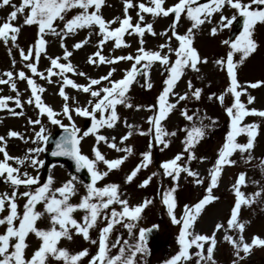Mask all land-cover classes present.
Segmentation results:
<instances>
[{
	"label": "snow or ice",
	"instance_id": "snow-or-ice-1",
	"mask_svg": "<svg viewBox=\"0 0 264 264\" xmlns=\"http://www.w3.org/2000/svg\"><path fill=\"white\" fill-rule=\"evenodd\" d=\"M105 0H20L19 7L11 3V0H0V7L10 6L12 11L8 13L2 23H0V41L5 43L11 41L15 46L19 27L14 26V21L18 15H24V25H36L38 28L37 39L27 51L20 50L19 55L22 61L27 62L25 67L36 77L46 80L49 84L53 76L63 77L59 84V96L63 99L64 105L62 112H55L51 107L46 106L40 93L45 89L35 84L32 78L25 75L24 72L16 74L17 78L27 82V87L31 91V98L24 103L32 104L39 110V113L45 115L47 120L52 124L60 127L63 135L54 141V148L51 151L53 157H66L74 163L77 173L86 170L90 182L84 185L85 194L80 196L78 203H71V198L77 194L76 184L79 182L75 175L59 186L54 187V179L48 176L46 180L41 182L39 175H29L27 171H21L20 167H13L9 161H15L17 165H24L26 162L28 167L39 168L44 165L43 160L36 157L45 151L44 144L48 142L49 136L46 135V129L40 127L35 132V139L32 141L38 146L28 150L24 158L11 157L7 154L4 146V138L0 137V182L7 184L11 189V194L0 193V213H6L0 217V226L3 231L0 232V264H83V258L89 256L88 249L80 250L76 253H70L66 248L58 247L61 239L72 241L73 235L81 236L82 239L90 244L97 245L94 255H91L88 264H139L137 257H143L147 253L148 235L157 228L153 225L151 229L140 228L135 239V243L130 244L129 241L120 243L119 237L116 242L110 246L108 244V234L112 231L114 224L123 223V227L128 229L129 235H132V229L135 222L142 219L143 210L151 204V200H144L142 203L130 206L128 201L120 198L119 185L114 183L106 184L103 187H97V182L106 177L112 170L118 169L127 155L132 154L131 147L119 148L116 143L109 142L108 139L99 134L101 128L112 129L119 121L116 111L117 105L131 108L133 105L128 102L126 93L129 91L130 85L133 84L137 75L144 77L142 87L150 89L152 84L148 80V68L154 62H158L167 73V78L163 80V89L157 97L156 104L147 106L146 110L153 111V115L147 118L149 125V133L139 132V135H152L149 142V150L153 144L161 146V150L169 147V137L175 136L176 132H169L165 129L163 121H165L171 111L176 107L174 103L169 102L171 96L176 97L177 103L185 101L189 98V93L194 99H199L201 95L200 88H193L191 81L187 83L188 91L185 94L174 93V87L186 70L199 72V64L207 63L202 59L197 50L192 46L194 32L198 31L205 23H211L214 14L218 15L216 26L209 29V35L216 36L218 32L229 29L233 26L238 18L242 19V29L232 39H222L220 43L226 46L227 51L223 57L214 61L215 65L220 66L226 71L228 79V87L224 93L216 96L215 99L223 103L225 95L230 94L231 104L225 108V112L229 119L228 131L224 137V142L217 152L214 164L208 171V186L205 189V195L194 205L183 208L182 215L177 218L174 215V209L177 207L174 193L177 190V182L183 173L187 177L193 178V183L201 184L203 179L198 177V173L191 170L187 163H178L182 160L191 162L197 157L194 155L193 149L207 135L211 125L205 124L203 121L207 117L189 115L186 109H181L180 113L184 120L191 122L190 127L179 129L185 133L184 139L181 141L183 145V155L177 154L172 159L160 163L159 167L163 170V176L170 178L171 187H166L162 192V204L167 210V215L173 225H179V233L176 237V243L179 246L178 252L164 264H187L192 261L195 255V264H216L214 259V250L217 244L216 231L223 228V225L217 223L212 235L206 236L196 234L192 229L197 218L201 214L203 208L210 202L217 199L213 196L212 190L218 186L222 170L225 166H233L236 161L231 157L234 153H239L244 163L250 162L253 158L251 152L254 148V140L257 136L258 125L243 124L245 117H259L264 120V110H256L248 108L241 101V96H247V105L254 102V97L247 94L245 88L256 89L264 85V81L248 83L242 86L238 83L236 69L250 55H252L258 45L253 39V33L257 24L264 25V0H207V3H199V0H177V2L168 7H164L165 0H148L145 3H134L133 0H123V18L105 21L100 14ZM130 8H136L137 20L132 22L128 15ZM27 9L26 15L25 10ZM234 10V13L225 16L223 10ZM70 12H75L70 18H66ZM149 14L154 18L169 17L171 14L173 20L171 26L165 32H161V36L168 35L169 39L174 38L177 46L172 48L168 43L159 45V49L167 48L168 52L161 54V51L145 50L142 37L148 35H156L151 23H145L144 15ZM182 14L191 22L190 27L184 34H178L176 31L177 23ZM62 24L61 32L57 33L54 24ZM113 23L119 26L110 28ZM95 27L98 29L94 34L99 38L96 43L97 51L89 56L87 63L93 64H109L113 65L119 61H131V68L124 72L119 80L110 79L115 69L109 70L107 75L101 76L99 79H88L85 85H79L69 79L65 73H73L74 75L84 76L83 72L77 73L69 63V57L72 55L67 49L63 52V60L60 58H51L50 66L46 69V75L37 70L33 60H38L41 53L45 52L46 41L43 39L44 34L57 35L63 41L64 36L75 34L79 29H90ZM135 35L139 37V47L135 56H117L114 58H106L101 54L100 48L108 41L114 42L115 48L128 47L124 43L122 37L125 34ZM89 41L86 36L82 41L75 43L72 47L80 49ZM64 48V44H60ZM238 55V60H234V56ZM174 57V59L172 58ZM15 61H13V64ZM139 66V67H138ZM141 68L143 71H141ZM4 77L8 79H0V84L9 85L13 92H16L15 83H11L13 74L4 72ZM106 81L107 84L102 85ZM68 86L83 93L88 94L92 99L87 101L84 107L70 108L68 105L69 97L65 94L64 87ZM93 86H100L94 88ZM11 97H0V108L6 107L7 101ZM212 99V97H209ZM17 108H21L19 93L14 101ZM140 110V106H137ZM9 112L12 109H8ZM85 118L90 121V126L86 130L77 128L72 122L70 113ZM14 115H22L23 112L13 113ZM97 114L98 117L97 118ZM63 116L68 119V125L61 123L57 117ZM28 123L39 125V117L35 120H29ZM131 129L132 125H126ZM128 134L120 138V143L126 141L131 135ZM8 137H19V134L13 131L8 132ZM95 138L96 144L105 142L107 147L116 151L124 152L126 155L121 158L108 160L93 145L91 152L92 157L89 158L81 151V141L89 136ZM241 135L246 137L245 143L237 142V137ZM113 140L115 138L113 137ZM248 153L247 159L244 154ZM141 163L125 177V183H129L137 176L142 168H147L151 163L150 151L141 154ZM201 162L203 158H199ZM98 163L105 166L104 171H100L97 167ZM261 172L264 173V159L259 162ZM153 173L152 176H156ZM149 176L142 181L138 187H145L152 179ZM256 183V182H253ZM246 186L245 173L241 172L237 175L233 184L234 204L230 209V216L227 219V230L236 232L238 235L234 239L231 235H225L224 241L233 249L235 259L232 264H238L247 257L254 247H264V238L252 236L250 242H245L242 233L245 230V223L238 220V215L242 206L248 207L257 198L264 193V187L260 191H254L250 195H245L240 189ZM23 187V192L17 190ZM23 199L22 211H18L17 200ZM120 205V211L112 209L110 215L104 214V210L110 209V206ZM37 205L41 206V210H37ZM82 212L83 215L78 222L74 218V213ZM46 219L47 228H38L37 222ZM99 220H105L106 226L99 229L97 240H91L89 230L97 226ZM127 221V222H124ZM33 236L37 241L35 247L30 254L27 249L30 245L27 242L29 236ZM206 246V247H205ZM196 249L194 253H190V249ZM112 249H118L116 254H110ZM241 253L243 255H241Z\"/></svg>",
	"mask_w": 264,
	"mask_h": 264
},
{
	"label": "rangeland",
	"instance_id": "rangeland-1",
	"mask_svg": "<svg viewBox=\"0 0 264 264\" xmlns=\"http://www.w3.org/2000/svg\"><path fill=\"white\" fill-rule=\"evenodd\" d=\"M134 3H145L147 6L148 0H133ZM177 0H165L164 7L172 6ZM12 4L19 7L20 0H11ZM199 3H207L199 0ZM12 11L10 6L0 7V23L4 21L8 13ZM138 9L130 8L128 15L131 17L132 22L137 20L136 12ZM27 9L25 10L26 15ZM234 13V10L225 9L223 14L229 16ZM75 12H70L66 18H70ZM105 21L113 20L117 18H123V0H105L104 6L100 10ZM145 23H151L156 35H148L147 33L142 37L145 50L161 51V54L168 52L167 48L159 49V45L168 43L172 48L177 46V42L174 38L169 39L171 35L161 36V32H165L171 26L173 16L154 18L149 14H143ZM24 15H18V18L13 22L14 26L19 27L17 34V40L15 46L11 41L5 43L0 41V79H8L3 76L4 72H10L13 74L11 83H15L16 92H13L9 85L0 84V97H11L7 101L6 107L0 108V137L4 139L8 138V132L13 131L19 134V137H10L8 142H4L5 150L11 157L24 158L29 149L35 148L38 145L32 141L35 139V132L44 127L46 129V135L49 131H55L59 127L52 125L45 115L39 113V110L34 106V103H24L31 98V91L27 87V82L19 80L16 76L19 72H24L26 76L33 79L35 84L43 87L45 91L40 93L41 99L46 106L51 107L55 112H62L64 105L63 99L59 96V84L63 77L53 76L50 79L52 83L49 84L46 80L34 76L26 67L27 62L20 59L19 51L25 50L32 46L37 39L38 28L36 25H24ZM218 15L214 14L211 23H205L198 31L194 32L192 46L197 50L199 56L205 59L207 63L199 64V72H193L186 70L185 74L177 82L174 87V93L185 94L188 91L187 83L191 81L193 88H200V98L194 99L189 93V98L185 101L177 103L176 97L171 96L169 98L170 103H174L176 107L171 111L168 118L163 121L165 129L169 132H176L175 136L169 137V147L161 150V146L153 144L149 150V142L152 139V135H139V132L149 133V125L147 118L153 115V111L146 110L147 106L155 105L157 97L163 89V80L167 78V73L164 68L158 63L154 62L151 67L148 68V80L152 84L150 89L142 87L144 84V77L137 75L135 81L130 85L129 91L126 93L128 102L133 107L128 108L123 105H117L116 111L119 116V121L112 128H101L99 134L105 136L109 142L116 143L117 147L125 148L131 147L132 154L127 155V158L121 164L118 169L112 170L102 180L97 182V187H103L106 184L114 183L119 185V194L121 199L128 201L130 206H135L142 203L144 200H151L149 204L142 212V219L135 222V227L132 229V235H129L128 229L123 227V223L114 224L112 231L108 234L109 246L116 242L119 237L120 243L127 240L130 244L135 243L138 230L145 228L153 224L158 225L159 238L161 239V247L158 250H154L152 245L147 242V253L143 257H137L139 264H164V262L175 255L179 246L176 243V237L179 233V225H173L170 222V218L167 215V210L162 204V192L166 187H171L170 178L163 176V170L160 169V163L172 159L177 154H182L183 145L181 141L184 139L185 133L179 131V129L190 127L191 122L184 120L181 116L180 110L186 109L189 115L207 117L203 122L210 124L211 121H215L214 125H211L207 135L196 145L193 149L194 155L197 159L188 162L182 160L178 163H187L188 167L198 173V177L203 179V183H193L192 177H187L185 174H181L177 182V190L174 193L177 207L174 209V215L179 218L183 213L185 205L191 206L197 203L204 195L205 189L208 186V171L214 164L217 156V152L224 142V137L228 131L229 119L225 112V108L231 104L230 94H226L223 103L215 99L216 96L224 93V90L228 87V79L226 71L222 70L220 66L215 65L214 61L223 57L227 51L226 46L222 45L220 41L222 39H228L232 27L225 29L222 32H218L216 36L209 35V29L216 26ZM191 22L188 21L182 14L180 20L177 23L176 31L178 34H184L190 27ZM57 33L61 32L62 24H54ZM117 23L111 24L110 28L118 27ZM98 29L92 27L90 29H79L75 34L64 36L63 41L57 35L44 34L43 39L46 41L45 52L41 53L38 60H33L36 64L37 70L46 75V69L50 66L51 58H60L61 63H65L63 60V52L65 49L70 51L72 55L69 57V63L72 64L77 73L83 72L85 75H74L73 73H65L69 79L79 85L87 84L88 79H99L101 76L107 75L109 70L115 69L110 79L119 80L123 77L124 72L131 68V61H119L116 64H93L87 63L89 56H92L98 49L96 43L100 37L94 33ZM86 36L89 37L88 43L80 49H74L72 46L82 41ZM125 44L128 47L115 48L113 41H108L100 48L101 54L106 58H114L117 56H135L139 45V37L135 35H128L127 33L122 37ZM253 39L257 43L258 47L256 51L250 55L242 64H239L236 73L238 83L242 86L248 83L257 81H264V25L257 24L254 29ZM64 44V48L60 47V44ZM174 59V57H172ZM234 60H238V55L234 56ZM13 61L15 63L13 64ZM139 67V66H138ZM141 71L143 69L141 68ZM107 84L106 81L102 82V85ZM94 88L100 86H93ZM65 94L69 97L68 105L73 107H84L87 105V101L92 99L88 94L73 89L71 87H64ZM248 95L254 97V102L251 105H247V96L242 95L241 101L246 104L248 108H254L256 110H264V85L256 88H245ZM19 93V99L21 101V108H17L14 101ZM212 97V99H209ZM137 106H140V110H137ZM8 109H12L11 112ZM23 112L22 115H14L13 113ZM72 122L77 128L86 130L83 128L85 118L78 117L75 113H70ZM39 117L40 124H29V120H35ZM61 120V123L68 125L69 121L62 115L57 117ZM97 118L98 114H97ZM243 124L255 123L258 125L257 136L254 140V148L251 152L252 160L248 163H244L241 159V155L237 152L231 157L235 160V165L229 167L225 166L222 170L221 177L218 182V186L212 190V195L217 197L216 200L207 204L193 226V231L196 234H202L206 236L212 235L215 225L220 223L223 228L216 231L217 244L214 250V259L216 264H232L235 259L233 255V249L229 244L224 241V236L231 235L235 239L237 233L231 230H227V219L230 216V209L234 204L233 184L237 175L241 172L245 173L246 186L241 187V191L247 196L254 191H260L261 187H264V173L261 172L259 162L264 159V120L259 117H245ZM126 125H132L129 129ZM131 131L129 138L120 143V138ZM113 137L115 140H113ZM237 142L245 143L246 137L241 135L237 137ZM16 143V144H15ZM104 155L108 160L124 157L126 153L116 151L107 147L105 142L96 144L95 138L89 136L81 141V151L87 155L90 159L92 157L91 149L93 145ZM44 152H41L36 158L44 161V165L37 168L28 167L27 162L24 165H17L15 161H9L13 167H20V170L27 171L29 175L40 177L41 182L47 179L48 176H52L54 179V187L61 185L63 182L70 178L71 173L67 163L54 162L49 163L46 161L45 152L48 149L45 144ZM150 151L151 163L147 168H142L137 176L129 183H125V177L135 168V166L141 163L142 153ZM248 153L244 154V159H247ZM203 158V161L199 158ZM2 159V154H0ZM100 171H104L105 166L102 163L97 165ZM156 173V176H152ZM79 181L76 184L77 194L71 198V203H78L80 196L84 195V185L86 182L77 176ZM152 176L151 181L145 187H138L143 180ZM256 182V183H253ZM25 189L20 187L17 191L23 192ZM12 189L5 183L0 182V193L11 194ZM23 199H18V211H22ZM115 209L120 211V205L114 204L110 206V209L104 210V214L110 215V211ZM37 210H41V206L37 205ZM6 213H0V217ZM77 221H80L82 212L77 211L73 214ZM238 220L245 223V230L242 233L245 242H250L252 236L264 238V193L261 197L257 198V202H254L248 207L242 206L238 215ZM127 222V221H124ZM38 228H47L48 222L46 219H42L37 222ZM106 226L105 220H99L97 226L89 230V236L91 240H97L99 236V229ZM3 231V226H0V232ZM27 242L30 247L27 249V254L37 247V241L33 236L27 238ZM58 247L66 248L70 253H76L83 249H88L89 256L83 258V264H88V260L91 255H94L97 250V245L90 244L82 239L81 236L73 235L72 241L61 239ZM206 247V246H205ZM118 249H112L110 254H116ZM190 253H194L196 249H190ZM241 255H243L241 253ZM196 257L193 255L192 261L187 264H195ZM55 264V262H51ZM238 264H264V247H254L250 254L245 257L244 260L239 261Z\"/></svg>",
	"mask_w": 264,
	"mask_h": 264
},
{
	"label": "water",
	"instance_id": "water-1",
	"mask_svg": "<svg viewBox=\"0 0 264 264\" xmlns=\"http://www.w3.org/2000/svg\"><path fill=\"white\" fill-rule=\"evenodd\" d=\"M62 135H63V133H62ZM54 141H55V139H52V138L49 139V142L52 143L53 145H54Z\"/></svg>",
	"mask_w": 264,
	"mask_h": 264
},
{
	"label": "bare ground",
	"instance_id": "bare-ground-1",
	"mask_svg": "<svg viewBox=\"0 0 264 264\" xmlns=\"http://www.w3.org/2000/svg\"><path fill=\"white\" fill-rule=\"evenodd\" d=\"M9 138H10V137H8L7 139H4V142H8V141H9ZM15 144H16V143H15Z\"/></svg>",
	"mask_w": 264,
	"mask_h": 264
}]
</instances>
